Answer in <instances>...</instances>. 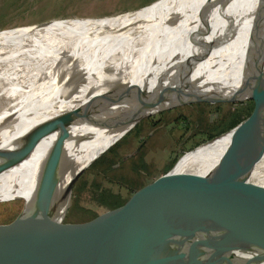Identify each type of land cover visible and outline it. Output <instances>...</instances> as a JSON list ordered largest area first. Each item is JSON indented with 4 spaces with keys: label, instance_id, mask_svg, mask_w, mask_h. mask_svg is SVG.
<instances>
[{
    "label": "bare ground",
    "instance_id": "bare-ground-1",
    "mask_svg": "<svg viewBox=\"0 0 264 264\" xmlns=\"http://www.w3.org/2000/svg\"><path fill=\"white\" fill-rule=\"evenodd\" d=\"M193 1L156 0L116 17L62 18L0 30V48H7L0 50V97L4 98L0 166L26 171L0 179L15 191L31 189L19 216H37L40 209L42 170L56 136V131L46 133V122L61 109L102 93L94 99L88 117L69 126V133L81 139L70 136L64 142L67 168L59 188L71 172L103 155L154 112L191 98L217 97L219 90L235 85L250 84L242 98L252 97L264 64L260 0H199L178 25L167 23L170 11L189 7ZM72 62H77V76L73 71L61 76L71 71L66 65ZM75 79L80 82L77 86ZM241 134L237 125L185 152L131 202L111 211L116 216L109 218L105 233L136 240L159 232L173 212L190 202ZM251 176L264 181V153ZM254 193L239 201L235 220L244 214ZM20 197L27 196L0 201ZM148 205L135 222L122 223L125 216L142 213Z\"/></svg>",
    "mask_w": 264,
    "mask_h": 264
},
{
    "label": "water",
    "instance_id": "water-1",
    "mask_svg": "<svg viewBox=\"0 0 264 264\" xmlns=\"http://www.w3.org/2000/svg\"><path fill=\"white\" fill-rule=\"evenodd\" d=\"M156 0H149L124 14ZM258 16L264 21V0H260ZM72 67L77 76V62ZM259 81L251 93V112L231 127L221 131L179 154L208 141L235 126L241 137L220 166L197 189L190 202L173 212L159 232L149 237L121 239L106 234L109 224L106 214L122 200V196L100 203L98 211L86 216L67 218L65 209L71 187L83 170L97 161L76 168L64 185L59 180L66 170L64 142L70 136L69 126L83 122L89 115L94 99L77 103L58 111L46 122V133L56 131L42 170V201L37 216H17L0 221V264H259L264 261V181L257 182L251 171L264 153V64L258 71ZM78 80L75 79L74 83ZM80 83V82H79ZM78 83V84H79ZM106 83L104 82V85ZM204 99L208 98H192ZM235 100V99H232ZM220 101V100H214ZM148 179L130 190L146 186ZM254 196L244 214L235 220L239 201L249 192ZM142 213L128 214L122 223L135 222ZM131 224V223H130ZM126 226V225H125ZM124 226V227H125ZM248 254V256H243Z\"/></svg>",
    "mask_w": 264,
    "mask_h": 264
},
{
    "label": "rangeland",
    "instance_id": "rangeland-1",
    "mask_svg": "<svg viewBox=\"0 0 264 264\" xmlns=\"http://www.w3.org/2000/svg\"><path fill=\"white\" fill-rule=\"evenodd\" d=\"M148 1L0 0V30L30 27L62 18L71 20L78 17L109 15L116 17L122 15H116L117 13L133 9ZM198 1H193L189 7L177 6L167 14L171 16L167 23L174 27L178 25L181 18ZM146 20L147 18L143 21ZM0 50L6 51L7 48L3 47ZM73 65L74 63H68L66 66H69L68 70L71 71L63 73L61 76L64 74L70 76L69 73L72 72ZM78 83L74 85L77 86ZM1 85L2 83L0 87ZM68 88L70 89V87ZM250 90V84L229 86L219 90L221 93L217 97L210 98L211 100L191 98L183 104L161 109L146 116L143 121L129 131L126 137L119 140L120 143L114 150L99 156L97 161L87 166L77 177L68 197L65 209L66 217L79 218L88 215L91 211H98L103 207L100 203L104 202L97 201V198L104 197L107 193H114L115 196L107 201L113 200L120 195H126V192L134 186L152 179L146 186L132 191L129 196L131 202L144 188L167 172L173 165L168 167L179 154L205 140L207 131H215L210 127L213 124H216L217 128L219 127L227 108L235 109L236 107L241 115L242 111L238 102H245L246 99H243L242 96ZM239 92L240 99L238 98ZM3 103L4 98L0 97V105ZM109 161L111 165L107 167ZM25 173L26 171L10 164L0 166V176L3 177L13 178ZM0 185L2 186L0 198L27 196L0 201V221L10 219L16 212V215L19 216L31 196V189L15 191L4 179H0ZM111 211L112 209L106 213L109 218L116 216Z\"/></svg>",
    "mask_w": 264,
    "mask_h": 264
},
{
    "label": "trees",
    "instance_id": "trees-1",
    "mask_svg": "<svg viewBox=\"0 0 264 264\" xmlns=\"http://www.w3.org/2000/svg\"><path fill=\"white\" fill-rule=\"evenodd\" d=\"M245 99H246L245 102H240V101L238 102L240 104V109L242 111L243 116H245L248 111L251 112L252 107H253V98L247 95V97H245ZM224 115H225V117L222 118V123L220 125H218L219 126L218 128H217L216 124H213L210 127V129H214L215 131L209 130V131H207V133H205L207 138L231 127L241 118V115L239 114L238 109L236 107H235V109L234 108L233 109L227 108ZM119 143H120V141L115 143L105 153H107V152L109 153L110 151L114 150ZM110 165H111V162L109 161L107 167H109ZM114 196H115L114 193H107L104 197L97 198V201L106 202L107 200L113 198ZM129 201H130V198L128 196L123 195L122 200L119 203H117L116 205H114L111 209L112 210H118V209L124 207Z\"/></svg>",
    "mask_w": 264,
    "mask_h": 264
},
{
    "label": "flooded vegetation",
    "instance_id": "flooded-vegetation-1",
    "mask_svg": "<svg viewBox=\"0 0 264 264\" xmlns=\"http://www.w3.org/2000/svg\"><path fill=\"white\" fill-rule=\"evenodd\" d=\"M144 118H145V117H144ZM144 118H143V119H144ZM143 119H142L141 121H143ZM141 121H140V122H141ZM140 122H139V123H140ZM136 126H137V125H136ZM128 133H129V132H128ZM128 133H127V134H128ZM127 134L125 135V137L127 136ZM122 138H124V137H122ZM122 138H121V139H122ZM131 194H132V191L129 192V193H127V194L124 195V196H128V197H129Z\"/></svg>",
    "mask_w": 264,
    "mask_h": 264
}]
</instances>
